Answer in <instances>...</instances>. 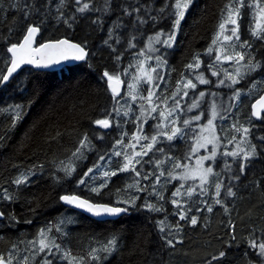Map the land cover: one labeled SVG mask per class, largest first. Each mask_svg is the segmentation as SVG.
I'll list each match as a JSON object with an SVG mask.
<instances>
[{
	"label": "snow or ice",
	"instance_id": "1",
	"mask_svg": "<svg viewBox=\"0 0 264 264\" xmlns=\"http://www.w3.org/2000/svg\"><path fill=\"white\" fill-rule=\"evenodd\" d=\"M195 2L196 0H163L159 8L153 9L151 3L134 6L121 2L114 7V0H84V2L73 0L74 11H71L70 14H66L64 11L65 8H68V0H59L55 5H53V0H31V2L17 0V2L9 4L6 9L0 8L4 11L14 9L20 13L19 18H13V24L8 28V35H0V41H3L4 44L0 61L6 68V71H0V87L7 89L15 80L13 91L24 92L28 90V85L22 80H16L14 76L17 70L22 69L23 65H31L37 69L63 65L64 70L73 71L84 64L92 69L93 65L90 60L95 53L89 47V36L97 30H103L106 15H111L113 11L122 13V16L118 15L112 21L107 29V35L102 41V44L110 49L112 54L119 51L118 55L112 57L115 61V68L109 70L105 67L99 74L101 81L106 83L104 91L111 93L113 101L111 111H108L107 108L103 109V117L92 119L91 124L109 129L113 123L112 114L115 113L116 117H120L123 108V117H130V113L134 116L133 123L136 130L131 132L127 143H125V137L129 136V132H122L120 138L115 140L111 148L98 155V159L82 174L74 176L76 166L72 162L64 164L61 161L54 162V164L56 171L62 172L63 177H72L75 179L77 187H87L90 193L98 197L104 196L102 190L109 189V182L118 173L128 174L130 182L125 181L122 186L109 190L107 201L94 200L75 191L58 194V200L65 205H71L89 213L93 217H115L140 210L164 213L163 219L156 221L163 245L153 254L148 264H167L161 253L165 249H175L177 243L182 241L185 225L198 226V216L190 215L193 210L190 202H195L194 194L197 189L200 197L198 203L208 213L213 212L214 205H219L227 214L229 208L225 199L222 198L221 189H225V197L235 198L236 192L233 188L239 187V185L230 183L225 186L222 183V172L229 173V181L239 182L242 178L247 179V173L253 160L264 159V135L256 138L258 142H253L250 138V128L254 127L252 118L255 117L264 122V95H260L259 99L251 105L250 115L245 118L246 123L240 122L239 112L235 114L236 119L230 125L233 133L230 139L227 137L228 129L221 127L220 131L225 133L226 143H234L235 146L231 151H228L225 146L222 153V172H217L214 169V165L220 166L217 153L223 143L214 121L217 118L224 120L232 108L237 106V102H243L246 95L250 96L253 92L264 90V77L260 80L251 79L253 74L258 71L264 72V55L261 54L264 53V0H225L223 6L218 9L219 17L210 42L202 50L204 56L207 57L206 67L201 68L204 63L201 51H194L188 62L183 65L187 71L180 74L179 79L175 82V89L170 94H166L167 81L158 70L168 67L169 50H175L174 45L179 41V34L183 31L184 22L195 6ZM53 6L55 15L52 13ZM142 10L143 14H141ZM153 10L156 15H151ZM90 12L100 15L89 19L87 31L83 37L76 40L67 35L56 38L44 37L49 18L55 20L56 25L62 24L66 29H72L79 20L77 13L80 16H85ZM246 14L250 16V21L247 26V34H244L241 31V23L242 17ZM33 17L36 19L33 20ZM126 17L132 19L131 29L125 38L118 30L128 27L123 22V18ZM162 20L167 22V29L161 27L148 35L139 52L132 54L135 63H130L121 73L119 71L121 56L124 55L125 50H131L138 46L137 34L143 35L140 30L149 21H152V26L155 29ZM53 27L55 28V25ZM17 33L18 35H16ZM12 36H15L14 40L10 38ZM125 39L127 49H118L117 45H120ZM157 45L161 47H157ZM258 55L260 58H257ZM136 57L141 58L136 59ZM150 60H155L154 66L148 64ZM225 62H230L231 71L224 66ZM133 67L135 73L131 79L122 80V74L126 75L129 68ZM206 72H210L211 77L216 78L215 81L207 77ZM250 79L251 83L249 84ZM157 81H164L163 90L159 94L156 89L161 88L162 85ZM125 82L127 90L121 96V84ZM241 82H244L246 87L237 86ZM198 85H205L207 88L200 90ZM213 86L217 88L223 86L229 90L227 107L218 105L216 101L218 92L211 91ZM145 90L147 95L143 94ZM206 91L209 93L210 102L206 99ZM35 92L34 88L32 94L35 95ZM190 93L191 102L186 105L187 112L198 109L200 114L188 116L181 107V100L183 97L189 96ZM117 97L121 99L130 97L132 101L139 99L141 101L138 106L139 115H135L131 105L127 107L119 105ZM32 102L31 98H27L25 102L6 103L4 106H0V116L8 121L5 134L0 135V142L5 139L7 132L15 128L18 122L24 118L25 104L30 105ZM205 103H207V107L202 108ZM221 112L224 115H221ZM153 113H157V115L154 116ZM181 113L184 115L181 116ZM202 115H206V122H201ZM149 119L155 120L156 123L150 124L146 130L145 124ZM193 121L197 122L194 127ZM123 122L128 123L129 120L126 119ZM119 126L120 121L117 120V127ZM188 129H192L191 132ZM178 139L185 140L186 144L189 139L193 141L187 145L183 155L172 154L173 142ZM77 144L78 146L71 154L70 161L86 159L84 150H91L95 147L87 132L82 133ZM137 145H139V150H137ZM201 149L205 154H199ZM149 153L152 156L148 161H145L144 157L149 156ZM157 153H159V158L156 156ZM112 156L122 157L121 160L116 161L117 167L111 168L108 165L100 164L106 157L111 160ZM228 157H231V163H229ZM193 158L195 163L187 162ZM206 161L208 163H205ZM145 164H154V168L145 171ZM166 164H170L171 167L165 168ZM137 165L140 167L137 168ZM233 165L236 166L235 171ZM39 167L42 169L43 165ZM35 168L37 165L33 164L29 169L20 172L12 179L11 183L17 186V192L20 186L30 182L29 177L34 175L33 169ZM103 168L108 170H101ZM261 173L259 178L248 180V184H253L264 190V168L261 169ZM90 174L92 175L90 176ZM52 175L57 182L62 179L56 173ZM252 175L255 176V172ZM150 177H152L151 181L144 183L149 181ZM173 180H176L177 184L169 189L167 185L171 184ZM97 181L99 182L97 183ZM187 181H192V183L186 185ZM211 185H214L215 189L212 194L213 202L207 203L204 197ZM244 186L247 187V184ZM166 191H170V196L164 195ZM113 193L116 197L115 202L111 199ZM151 197H155V200L153 201ZM17 198L7 188H0V200L15 203ZM141 200L142 203H140ZM167 203L173 206L172 215L179 217L175 223L168 221L169 214L165 209ZM185 205L189 206L185 207ZM200 210V207L195 208L197 213ZM31 211L35 212V209H31ZM20 222L21 218L13 211L0 210V228H15ZM23 222L31 224L33 221L24 219ZM74 222L71 218L61 217L55 223L49 221L40 227L31 239H28L23 233L15 238H10V246L7 251L0 252V264H57V262L59 264H105L109 257L119 250V236L117 233H112L103 240L90 237L92 243L88 245L86 254L73 255L71 248L57 243V239L66 238L68 236L66 225ZM204 227L207 228L208 224L205 223ZM53 228L59 234L58 236L52 234ZM228 229L226 234L228 238L223 239L225 249L212 254L210 259L204 261V264H222L221 258L227 255L226 248H231L233 244L239 247V241L234 234L235 224L231 219L228 221ZM166 230L167 235H165ZM257 231L260 233L258 236L255 235ZM2 239L4 236L0 234V240ZM245 243L247 247L243 257L247 264H264V228L259 230L253 228L245 238ZM249 250L255 259L249 257Z\"/></svg>",
	"mask_w": 264,
	"mask_h": 264
},
{
	"label": "trees",
	"instance_id": "2",
	"mask_svg": "<svg viewBox=\"0 0 264 264\" xmlns=\"http://www.w3.org/2000/svg\"><path fill=\"white\" fill-rule=\"evenodd\" d=\"M15 2L17 0H0V8L6 9L9 4ZM27 2H31V0H27ZM58 2L59 0H53V5ZM121 2L134 6L151 3L153 9H156L160 7L163 0H114V7ZM224 2L225 0H196L195 6L192 8L191 13L187 15L186 22H184L183 31L179 34V41L174 45L175 50H169L168 67L158 70L164 76L165 81H167L166 94H170L175 89L176 80L179 79L181 73L187 71L183 65L188 62L194 51H201V57L204 60L201 68L204 69L206 67L207 57L204 56L202 50L210 42L212 32L219 17L218 9L223 6ZM64 11L66 14L74 11L73 0H68V8H65ZM52 13L53 15L56 14L54 6ZM141 14H143V10ZM98 15L100 14L96 12L87 13L85 16H80L77 13L79 20L72 29H66L62 24L56 25L55 20L49 18L46 24V31L43 35L44 37L51 38L67 35L69 38L76 40L83 37L87 31L89 19ZM118 15L122 16V13L113 11L111 15H106L104 17L103 30H97L89 36V47L95 53L90 60V63L93 65L92 69H89L84 64H81L73 71L64 70L63 68V70L58 72L25 67L14 76L16 80H22L28 85L26 92L13 91V85L16 83L15 80L12 81V84L7 89L0 87V106H4L6 103L25 102L27 98H31L33 101L30 105L25 104L24 118L18 122L15 128L8 131L5 139L0 142V188H7L10 193L18 197L15 203L0 200V210L6 212L13 211L21 218V222L15 228H0V234L4 236V239L0 240V252L7 251L10 246V238H15L20 233H23L28 239H31L40 227L49 221L55 223L61 217L71 218L75 221L66 225L68 236L63 239H57V243L70 247L73 255L86 254L88 245L92 243L89 239L90 237L96 240H103L112 233L118 234L120 248L109 257L105 264H148L153 254L163 245L156 227V221L163 219L164 213H150L147 210L130 211L129 213L122 214L116 220L97 221L70 209L58 200V194L75 191L94 200L103 199L107 201L109 199V190L122 186L125 181L130 182L127 173H118L109 182V189L102 190L104 196L98 197L90 193L87 187H77L75 179L72 177H63L62 172L56 171L54 164V162L59 163L61 161L64 164L72 162L76 166L74 176L82 174L87 167L91 166L98 159V155L103 154L107 149L111 148L115 140L120 138L122 132H129V136L125 137V143H127L131 132L136 130L133 123L134 116L130 113V117H123V108L121 109L120 117H116L115 113L112 114L113 123L109 130L103 131L97 125L91 124L92 119L103 117V109L107 108L108 111H111L113 103L111 93L104 91L106 83L101 81L99 74L105 67L109 70L115 68V61L112 57L113 55H118L119 51L112 54L110 49L102 44V41L107 35L108 27ZM151 15H156V12L153 10ZM19 16L20 13L14 9H8L7 11L0 10V35H8V28L12 26L13 18H19ZM32 19L35 20L36 17ZM131 19V17L123 18V22L128 27L118 30L125 38L131 29ZM249 21V15L246 14L242 17L241 31L244 34H247ZM53 25H55V28ZM161 27L167 29V22L160 21L155 29L152 26V21L144 25L143 29L140 30L143 35L137 34L138 46L134 49L125 50L127 49L126 39L120 45H117L118 49L125 50L120 60L119 71L121 73H123V69L130 63H135L132 54L139 52L147 36ZM10 38L14 40L15 36ZM157 47L161 46L157 45ZM257 47L259 46L257 45ZM3 51L4 44L3 41H0V55H2ZM261 54L264 55V53ZM139 58L141 57H136V59ZM257 58H260V56L258 55ZM148 64L154 66L155 60L148 61ZM0 71H6L2 61H0ZM134 73L135 68H129L128 73L126 75L122 74L121 79L127 81L131 79ZM205 75L213 81L216 79L215 77H211L210 72H206ZM262 77H264V72L258 71L253 74L251 79L260 80ZM251 79L248 81L249 84L251 83ZM157 83L162 85L161 88L156 89V92L159 94L163 90L164 81H157ZM123 84L124 90L121 96L127 90V83ZM237 86L246 87L244 82H241ZM34 88L36 89L35 95L32 94ZM144 88L146 89V85ZM198 88L205 90L207 86L198 85ZM211 91L218 92L216 97L218 105L221 107L228 106L230 92L227 88L213 86ZM262 93H264V90L253 92L250 96L246 95L243 102H237V106L232 108L224 120H220L219 118L215 120L218 135L223 141L217 153V160L220 166L214 165L215 171L222 172V153L225 150V146L228 151H231L235 146L234 143H226L224 140L225 133L220 131L221 127L228 129L227 137L230 139L233 134L230 125L236 119L235 114L239 112L240 122L246 123L245 118L250 115L251 103ZM143 94L147 95L146 90ZM117 99L119 100V105H123L124 107L131 105L135 115H139L138 106L141 103L139 99L136 101H132L130 97L123 99L117 97ZM206 99L210 102L207 91ZM190 102L191 93L181 100V107L185 112H187L186 105ZM206 107L207 103L202 105V108ZM196 114H200V110L193 109L191 112H187L188 116ZM153 115L155 116L157 113H153ZM183 115L184 113H181V116ZM221 115H224V113L221 112ZM126 119L129 120L128 123L123 122ZM117 120L120 121L119 127H117ZM205 121L206 115H202L201 122ZM154 123H156L155 120L149 119L148 123L145 124V129L147 130L149 125ZM196 123L195 121L192 122L193 127ZM253 123L254 127L250 128V138L253 142H258L256 138L264 135V122L253 119ZM6 127H8V121L3 116H0V135L5 134ZM191 130L188 129L189 132ZM84 132L88 133L95 147L91 150H84L86 159L70 161L72 152L78 146L77 141ZM236 135L239 139V134L237 133ZM192 142L189 139L186 144L185 140L178 139L173 142L172 154L183 155L187 145H190ZM161 146L163 147L164 145ZM117 147L119 148V146ZM137 150H139V145H137ZM151 156L152 154L149 153V156L144 157V160L148 161ZM156 156L159 158V153ZM121 159L122 157L112 156V159L108 160L106 157L100 164L115 168L118 166L116 161ZM227 159L231 163V157ZM33 164L37 165V168L33 169L34 175L30 176V182H26L20 186L17 192V186L11 183L12 179L20 172L29 169ZM40 165H43L42 169H40ZM139 167L140 165H137V168ZM168 167H171V165L166 164L165 168ZM150 168H154V164L144 165L145 171H148ZM235 168L236 166L233 165L234 171ZM262 168H264V159L257 158L253 160L252 166L247 173V179L242 178L239 182L229 181V173L226 171L222 172V183L225 186H228L230 183L232 185H239V187L233 188L236 192L235 198L225 197V189H221L222 198L225 199V203L229 208V213L227 214L224 213L223 208L219 205H214L213 212L208 213L198 203L200 197L199 190L197 189V192L194 194L196 197L195 202H190L193 208L190 215L198 216V226L185 225L182 232V241L177 243L176 248L165 249L161 253L167 264H204V261L210 259L212 254L225 249L223 239L228 238L226 234L229 231L228 221L230 219L235 224L234 234L237 241H239V247L233 244L231 248H226L227 255L221 258L222 264H247V261L243 257V253L247 247L245 238L253 228L257 230L264 228V190L253 184H248V180L259 178L262 175ZM101 170L108 169L103 168ZM94 172H96L95 169ZM253 172H255V176L252 175ZM53 173H56L62 179L57 182L52 175ZM151 179L152 177L144 183H149ZM161 179L163 181L164 178L162 177ZM176 184L177 181L173 180L167 187L172 189L173 185ZM245 184H247V187L244 186ZM150 191L151 189L149 188ZM214 191V185L209 186L208 193L204 197L207 203L213 202L212 194ZM170 194V191L164 193L166 197L170 196ZM141 195L143 196L144 194ZM111 199L115 202L116 197L114 193ZM151 199L154 201L155 197H151ZM142 202L141 200L140 203ZM188 206L185 205V207ZM196 207H200L199 213L195 211ZM31 209H35V212L31 211ZM165 209L169 214L168 221L175 223L179 217L172 215L173 206L167 203L165 204ZM24 219H31L33 222L27 224L23 222ZM205 223L208 224L207 228L204 227ZM52 234L59 235L55 232V228H53ZM259 234V231L255 233L257 236ZM165 235H167V230ZM249 257L255 259L252 256L251 250H249Z\"/></svg>",
	"mask_w": 264,
	"mask_h": 264
},
{
	"label": "water",
	"instance_id": "3",
	"mask_svg": "<svg viewBox=\"0 0 264 264\" xmlns=\"http://www.w3.org/2000/svg\"><path fill=\"white\" fill-rule=\"evenodd\" d=\"M25 67H29V68H33V69H37V68H35L34 66H31V65H23L22 66V68H25ZM63 68H64V66L63 65H60V66H55V67H51V68H48V69H38V70H43V71H49V72H58V71H61V70H63ZM21 70V69H20ZM19 70H17V72H18ZM15 75V74H14ZM123 90H124V84L122 83L121 84V93L123 92ZM260 95H264V93H262V94H260ZM257 99H259V97H257L252 103H251V105L253 104V103H255L256 102V100ZM251 105H250V112H251ZM253 119H256L255 117H253ZM257 120V119H256ZM101 130H103V131H107V130H109V129H103V128H101L100 126H98ZM62 204L63 205H65L63 202H62ZM65 206H67V207H69L70 209H72V210H74V211H76V212H79V213H81V214H83V215H85V216H87V217H89V218H91V219H94V220H97V221H105V220H116V219H118L120 216H115V217H109V216H101V217H93V216H91L89 213H86V212H84V211H82V210H80V209H76L74 206H71V205H65Z\"/></svg>",
	"mask_w": 264,
	"mask_h": 264
},
{
	"label": "rangeland",
	"instance_id": "4",
	"mask_svg": "<svg viewBox=\"0 0 264 264\" xmlns=\"http://www.w3.org/2000/svg\"><path fill=\"white\" fill-rule=\"evenodd\" d=\"M229 64H230V62H225V63H224V66H225V67H228L229 71H231V68L229 67ZM205 122H206V121H205ZM214 123H215V121H214ZM197 131H198V129H197ZM210 147H211V146L209 145V148H210ZM199 154H200V155L205 154L204 150L201 149ZM190 163H195L194 158L190 161ZM205 163H208V162L206 161ZM191 183H192V181H187V182H186V184H191Z\"/></svg>",
	"mask_w": 264,
	"mask_h": 264
}]
</instances>
